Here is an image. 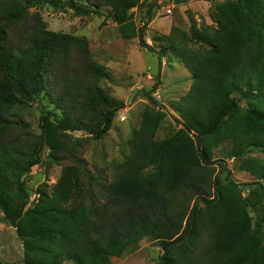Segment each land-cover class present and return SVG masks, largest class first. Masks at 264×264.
I'll list each match as a JSON object with an SVG mask.
<instances>
[{"label":"trees","instance_id":"1","mask_svg":"<svg viewBox=\"0 0 264 264\" xmlns=\"http://www.w3.org/2000/svg\"><path fill=\"white\" fill-rule=\"evenodd\" d=\"M85 1L94 9L76 0H0V211L22 243L24 263L111 264L146 238L159 242L162 250L154 264H264L261 223L253 229L249 216V208L259 211L264 199V163L245 158L247 150L264 148V110L251 101L239 109L242 100L256 97L255 91L264 96L261 0L219 5L215 31L197 33L209 49L181 54L192 84L173 106L181 128L162 140L156 135L165 116L147 94L152 106L143 111L130 153L118 165L102 203L95 197L87 202L92 189L77 167L65 166L52 193L38 189L37 203L28 206L30 164L15 148L28 143L41 150L46 145L58 161L67 132L101 139L123 107L99 87L101 68H68L71 53L87 58V42L47 30L29 10L48 5L99 16V10L109 8L122 39L137 35L139 46L150 48L143 37L155 4L147 5L146 19L136 27L129 12L139 0ZM52 68L55 84L48 83ZM39 95L48 97L60 117L46 112L40 135H34L27 123L12 118ZM226 141L232 143L231 157L242 159L240 168L254 174L249 197L232 181L224 186L211 181L212 150Z\"/></svg>","mask_w":264,"mask_h":264},{"label":"rangeland","instance_id":"2","mask_svg":"<svg viewBox=\"0 0 264 264\" xmlns=\"http://www.w3.org/2000/svg\"><path fill=\"white\" fill-rule=\"evenodd\" d=\"M229 1L236 0H139V6L129 12L136 27H141L145 21L147 5H156L143 37L150 50L139 46L137 35L130 40L120 37L118 25L109 15V8L97 10L99 16L94 13L76 15L69 9L57 11L48 5L29 10L30 14L40 16L47 30L83 38L88 46L87 58L77 52L71 53L68 68H101L104 75L98 81L99 87L110 97L123 103L110 130L101 139H94L83 131L67 132L61 138L65 149L60 151L58 161L51 157V151L46 145L41 150L28 143L15 148L25 154V161L30 164V172L26 178L30 208L37 203L38 189L52 193L65 166L77 167L83 183L92 189L87 202L95 197L94 202L102 203L106 187L118 174V165L130 153L129 142L138 128L143 111L152 106L147 94L158 103L159 106L154 108L160 109L165 116L156 139L167 138L181 128V124L176 121L179 116L173 106L188 93L192 84V77L181 61V54L189 50L203 53L209 49L197 33L215 31L216 9ZM76 3L94 9L85 0H76ZM260 3L264 5V0ZM68 71L72 72L71 69ZM56 75V70L50 69L48 83L55 84ZM154 85L156 88L151 91ZM256 93L253 100H242L239 103L241 111L248 108V101L256 109L264 110V96L258 90L254 95ZM50 110L60 117V112L50 104L48 97L39 95L29 105L16 109L12 119L24 121L34 135H40L41 117ZM231 146V141H226L212 150L211 181L217 179L221 186L232 181L237 184L243 197H249L255 188L254 174L240 168L242 159L231 157ZM245 158L264 163V148L247 150ZM222 165L225 166L223 170ZM263 212L264 199L259 211L249 208L252 228L255 229L257 223H261L264 235ZM161 254L159 242L143 238L128 246L119 258L113 257L111 264H154ZM0 262L25 264L22 243L17 238L15 228L3 220L1 211ZM63 264L71 263L65 261Z\"/></svg>","mask_w":264,"mask_h":264}]
</instances>
